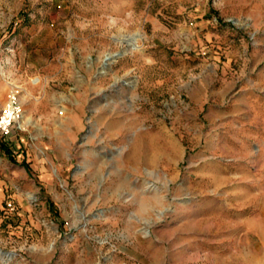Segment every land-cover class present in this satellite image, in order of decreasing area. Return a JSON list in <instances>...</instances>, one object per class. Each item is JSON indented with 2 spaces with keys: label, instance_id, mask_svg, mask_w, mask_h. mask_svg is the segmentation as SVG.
Listing matches in <instances>:
<instances>
[{
  "label": "rangeland",
  "instance_id": "1",
  "mask_svg": "<svg viewBox=\"0 0 264 264\" xmlns=\"http://www.w3.org/2000/svg\"><path fill=\"white\" fill-rule=\"evenodd\" d=\"M12 108L0 264H264V0H0Z\"/></svg>",
  "mask_w": 264,
  "mask_h": 264
},
{
  "label": "bare ground",
  "instance_id": "2",
  "mask_svg": "<svg viewBox=\"0 0 264 264\" xmlns=\"http://www.w3.org/2000/svg\"><path fill=\"white\" fill-rule=\"evenodd\" d=\"M135 40H136V38H133V43L135 42ZM13 91L14 92L12 93V95L15 94V90H13ZM11 102L18 103V101L16 99H14L12 96H11ZM17 118H19V124H20V126H23L25 124L28 125L29 118L25 117V115L24 114H21V113H17V114L14 115V113L11 111V109H9L8 112L6 113L5 119H4V123L7 124L10 120L17 119Z\"/></svg>",
  "mask_w": 264,
  "mask_h": 264
},
{
  "label": "built area",
  "instance_id": "3",
  "mask_svg": "<svg viewBox=\"0 0 264 264\" xmlns=\"http://www.w3.org/2000/svg\"><path fill=\"white\" fill-rule=\"evenodd\" d=\"M18 109L17 108H12L11 111L14 113V114H17L19 113L17 111ZM8 111H6L1 117H0V127L3 128V129H6V127L9 125L10 121L6 124L4 123V119H5V115Z\"/></svg>",
  "mask_w": 264,
  "mask_h": 264
}]
</instances>
